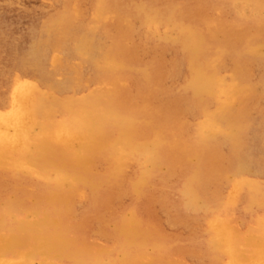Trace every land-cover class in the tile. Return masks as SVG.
Returning a JSON list of instances; mask_svg holds the SVG:
<instances>
[{
  "label": "rangeland",
  "instance_id": "374dc122",
  "mask_svg": "<svg viewBox=\"0 0 264 264\" xmlns=\"http://www.w3.org/2000/svg\"><path fill=\"white\" fill-rule=\"evenodd\" d=\"M120 2L122 44L136 46L139 60L128 61L117 83L110 77L103 83L98 79L102 72L78 50L77 40L87 31L102 46L111 45L115 30L110 24L119 16L111 3ZM62 11L67 13L64 24L59 23ZM68 25L71 32L76 27L74 35ZM187 34L188 44H183L181 36ZM229 38L233 43L226 46ZM193 49L205 61L216 59L218 75L239 90L231 109L216 121L218 133L207 142L214 167L178 150L180 140L199 144L205 118L227 97L216 91L214 98L205 92V98L193 99L196 89L185 85L190 64L184 59ZM148 71L160 76L163 101L184 98L188 110L179 117L183 139L168 136L159 118L145 119L143 107L130 109L128 104L104 117L114 101H124L121 87L128 100L143 103L139 96L147 93ZM24 86L45 97L35 112ZM246 88L251 91L240 94ZM83 98L90 103L87 109L59 104ZM159 102L151 99L148 110ZM242 104L246 110L233 118L241 135L233 137L230 113L237 118ZM129 125L136 126L132 133L142 134L137 145L124 137ZM92 134L107 154L84 167L77 156L92 152ZM242 142L243 155L232 160V146ZM263 142L264 0H0V262L234 264L238 255L235 264H264ZM39 225L49 235L46 244L39 241ZM133 225L135 239L122 234L121 229ZM220 234L228 239L218 244Z\"/></svg>",
  "mask_w": 264,
  "mask_h": 264
},
{
  "label": "bare ground",
  "instance_id": "6f19581e",
  "mask_svg": "<svg viewBox=\"0 0 264 264\" xmlns=\"http://www.w3.org/2000/svg\"><path fill=\"white\" fill-rule=\"evenodd\" d=\"M102 1H104V0H102ZM123 1V0H122ZM112 4V7H113V11H115V12H117L118 13V20H115V22H111V26H112V28L115 30V33L113 34V37H114V40H113V42H112V44L111 45H109V46H107L106 44H103V45H106L107 47H104V46H102L99 42H96V39H95V37H96V35L94 36L93 34L94 33H87V31H86V34H83V35H81L80 37H78V35H76L75 34V37L77 36L78 37V40H77V44H78V50L82 53V54H85V55H89V58H88V60L90 59V60H92L96 65H97V67L98 68H96V69H98L100 72H102V75H100L99 77H98V79L101 81V82H103V81H105L106 79H107V77H110V79H112V82H114V83H117V81H118V79H117V77H119L118 76V74H122L123 72V70H124V68L127 66V64H128V61L129 60H133V61H137V60H139V53H138V51H139V49H137V47L136 46H128V47H125L123 44H122V38H123V35H122V33L120 32L121 31V28L123 27V24H122V20H121V17H120V14H119V8H121L120 6H122L123 5V3L122 2H120V4H117V3H111ZM111 7V8H112ZM62 14L60 15V18H59V23L60 24H64L65 22H67L68 20H67V18H66V16H67V13H66V11H62L61 12ZM86 23V22H85ZM87 24V23H86ZM71 25V24H70ZM70 25H68V28H69V26ZM85 27V26H84ZM87 27V26H86ZM85 27V28H86ZM94 27V29H95V26H93ZM76 28V27H75ZM75 28H74V30H75ZM80 27H77V29H79ZM91 28V27H90ZM90 28H89V31H90ZM50 29V28H49ZM52 29V28H51ZM76 29V30H77ZM73 30V31H74ZM86 30V29H85ZM84 30V31H85ZM93 30V29H92ZM97 30V29H96ZM73 31L71 32L70 31V28H69V33L70 34H73ZM105 31V30H104ZM74 32H76V31H74ZM94 32H95V30H94ZM97 32V31H96ZM35 33H36V31H35ZM105 33V32H104ZM112 34V33H111ZM37 34H35V36H36ZM74 35V34H73ZM73 35H71V36H73ZM80 35V34H79ZM185 35V34H184ZM181 36V42L183 41V44H188V41H189V37H190V35L189 34H187L186 36ZM100 36V35H99ZM34 37V36H33ZM38 37H39V35H38ZM89 37H92V38H94V39H92V38H89ZM38 39V38H37ZM74 39V38H73ZM100 40V39H99ZM102 40V39H101ZM103 40H104V38H103ZM102 42V41H101ZM105 42V41H104ZM180 42V43H181ZM232 43H233V39H231V38H229V39H227L226 40V46H231L232 45ZM56 46V45H55ZM38 51H40V46L39 45H37V48H36ZM55 49V48H54ZM69 49V48H68ZM70 51V50H69ZM217 53V52H216ZM223 53V52H222ZM221 55V54H220ZM218 56H219V54H218ZM202 56L199 54V52H198V50H196V49H193L192 50V52H190L188 55H187V57H185L184 59L185 60H187V61H189V64H190V72H189V76H188V82L185 84V85H187V87H189V88H191L192 90L193 89H196V94H195V97L193 98V99H196L197 100V98L198 97H203V96H201V95H203V94H205V92H209L212 96H211V98L213 97L214 98V96H216L217 94L215 93L216 91L217 92H220V93H223L224 95H226L227 97H226V99L224 98V100H222V102L219 104V107H218V109L215 111V112H211V114H209L205 119V122H203L205 125H204V127H202L201 125V127L203 128V132H204V135L202 136V140H200L199 141V144H191L190 143V141H185V139H184V141L182 142L181 140L179 141V143H178V150H180V152H183V151H185L186 153L188 152H191V156H193V157H195L196 159H198L196 162L198 163V162H200L201 160L203 161V164L204 165H206V164H209V166H212V167H214V162H213V160H211L210 158H212V156H209V152H208V143L207 142H210L211 141V139H212V137L213 136H215L217 133H218V125H217V123H216V121L218 120V119H221V116L224 114L225 115V113H227L228 111H229V109H231L230 108V102L232 101V96H234V94H236V91H239L238 90V88H236V87H234V86H231V85H228L225 81H223V79L218 75V72H217V66H216V64H217V61H216V59H213V57H209L208 59H209V61H208V63H207V60L205 61V60H203L202 58H201ZM221 57V56H220ZM220 57H218V58H220ZM66 58V57H65ZM90 60H89V62H90ZM220 59H218V61H219ZM15 62V61H14ZM92 63V62H91ZM219 66L221 67L222 65H220V63H219ZM94 67V66H93ZM160 67H162V63L159 61V62H157V63H155L154 64V69L156 70H158ZM71 69H73V68H71ZM107 69H110L109 71H107ZM237 70H238V72L239 73H241V72H243L244 71V69H243V67H242V65L241 64H238V66H237ZM160 70H158L157 71V73L159 72ZM149 72V71H148ZM79 73H81V72H79ZM84 74V73H83ZM82 75V74H81ZM180 75H181V73H180ZM171 76V75H170ZM186 78V77H185ZM79 79V78H78ZM107 80H109V79H107ZM78 81V80H77ZM81 81H82V79H81ZM80 81V82H81ZM104 83V82H103ZM27 84V83H26ZM160 84H161V78H160V76L158 77V75H152V73L151 72H149V77H148V81H147V87H146V89H145V91L147 92V93H145V95H143L142 94V96H143V98L141 97V96H139L141 99H142V101H143V103L142 104H138L134 99L133 100H128L127 98H126V96H127V90L124 88V87H121L120 89H119V94H122V95H124V101H121V100H116V101H114V105H113V109H110L109 111H108V113H106L105 115H104V117H109L110 116V114H112L114 111H116V110H119V109H123V108H128V104H130V109L131 108H134V107H136L137 109L138 108H141V107H143V116H144V118L145 119H149V118H152V117H157V118H159L160 120H161V122L163 123V127H164V129L166 130V132L168 133L167 135L168 136H170L171 138H174V137H178L179 135H181V138L180 139H183L184 137L182 136V134H183V131H184V126H183V124L180 122V114L184 111V110H186V108H184L183 107V104H182V102L184 101V98H183V101H181V98H178V99H172V101H163L162 99H161V94L164 92V90L161 88V86H160ZM81 85V84H80ZM99 85V84H98ZM98 85H96V86H98ZM108 85H110V84H108ZM243 85H245V84H243ZM102 86H104V85H102ZM111 86V85H110ZM214 86V87H213ZM242 86V85H241ZM250 86V85H249ZM25 88H24V94L28 97V100L29 101H32V108H31V111L32 112H35L34 110L39 106V104H40V101H41V98H45L43 95H41V94H38L39 92H36V91H33V89L30 87V86H24ZM65 87V86H64ZM100 87V86H99ZM107 87V86H106ZM106 87H103V88H106ZM182 87V86H181ZM219 87V88H218ZM233 88H236V90L235 89H233ZM38 89V88H37ZM59 89H61V90H63L64 88L63 87H59ZM77 89V88H76ZM79 89V88H78ZM98 89V88H97ZM100 89V88H99ZM179 89V88H178ZM183 89V88H182ZM218 89V90H217ZM70 90V89H69ZM105 90H108V89H101V91H105ZM89 91V90H88ZM212 93H211V92ZM248 91V93L251 91V89L250 88H246L245 90H243V92H241L240 94H242L243 93V95L246 93ZM192 92V91H191ZM41 93V92H40ZM88 93V92H87ZM86 93V94H87ZM216 94V95H215ZM222 94V95H223ZM140 95V94H139ZM246 95V94H245ZM57 96V95H56ZM70 96V95H69ZM182 97L184 96V95H181ZM209 96V95H208ZM221 96V95H220ZM240 96V95H239ZM238 96V97H239ZM55 97V96H54ZM70 97H73V96H70ZM82 97V96H81ZM185 97V96H184ZM224 97V96H223ZM235 97V96H234ZM233 97V98H234ZM242 96H240V98H241ZM203 98H205V97H203ZM151 99H158L160 102H159V104H158V106H156L155 107V109L153 110V111H150V110H148V107L150 106V100ZM200 99V98H199ZM223 99V98H222ZM58 100V99H57ZM68 100V99H67ZM128 101V102H130V103H127L126 101ZM215 100V99H214ZM217 100V99H216ZM263 101V100H262ZM44 102V101H43ZM49 102V101H48ZM57 102V101H56ZM59 102V101H58ZM50 103V102H49ZM188 103H190V104H193L194 102H192V101H190V102H188ZM213 103V102H212ZM259 103V102H258ZM59 104L60 105H62V106H65L66 108H68L69 109V107H80V108H82V109H87V108H89L90 107V103L89 102H87V100H86V98H83V99H80V100H78V101H76V100H74V99H71V100H68V102H59ZM185 105V104H184ZM187 105V104H186ZM185 105V106H186ZM189 105V104H188ZM187 105V106H188ZM243 105V104H242ZM216 106V105H215ZM241 106V105H240ZM257 106V105H256ZM204 107H206V106H204ZM192 109L193 107H191V105H190V107H189V109ZM239 108V107H238ZM246 108H247V106H245V105H243V106H241V109H240V112L238 111V113L239 114H237L238 115V117L237 118H235V116H236V114H235V112L233 113V114H231L230 112V115H231V118L229 119L230 120V122H228V123H230L231 124V136H233V137H236V136H240L241 135V131H240V129L242 128L241 127V125L239 124V121H237V120H234V119H238L239 118V116L242 114L241 112H244L245 110H246ZM255 108V107H254ZM256 109V108H255ZM262 109V108H261ZM188 110V109H187ZM186 110V111H187ZM203 110V109H202ZM213 109H211V111H212ZM254 110V109H253ZM231 111V110H230ZM195 112V111H194ZM207 112V111H206ZM231 112H233V111H231ZM193 113V112H192ZM191 112H190V114H192ZM241 113V114H240ZM260 113V112H259ZM194 114V113H193ZM34 116V115H33ZM191 116V115H190ZM227 116H229V114L227 115ZM35 117V116H34ZM252 117V116H251ZM234 118V119H233ZM107 119V118H106ZM224 119V118H223ZM185 120V119H184ZM222 120V119H221ZM234 120V121H233ZM104 122H105V119L104 120H102V122L101 123H103L104 124ZM183 122V121H182ZM196 122V121H195ZM256 122V121H255ZM221 123V122H220ZM259 123H261V121L259 122ZM7 124H11V123H7ZM263 124V123H262ZM256 125V124H255ZM255 125H253V126H255ZM130 126V125H129ZM128 126V127H129ZM242 126H244V124L242 125ZM252 126V127H253ZM136 126H133V125H131L130 126V129H128L127 131H126V135L124 136L125 138H127L131 143H132V145H137V144H139L140 142H142L141 141V135L142 134H139V133H132L131 131H133V129L135 128ZM194 128V127H193ZM227 129V128H226ZM258 130V129H257ZM250 131V130H249ZM243 133V132H242ZM250 133V132H249ZM256 133V135H257V132H255ZM259 134V133H258ZM220 135V134H219ZM222 135V134H221ZM248 135V134H247ZM260 135V134H259ZM251 136V135H250ZM228 137V136H227ZM248 137V136H247ZM256 137V136H255ZM142 138H145V135L143 134V136H142ZM250 138V137H249ZM248 138V139H249ZM263 138V137H262ZM225 139V138H224ZM256 138H252V140L254 141ZM216 140H218V139H216ZM226 140V139H225ZM241 140H242V138H241ZM220 141V140H219ZM228 141V140H227ZM230 141V140H229ZM258 142V141H257ZM261 142V141H260ZM219 143H221V142H219ZM225 143V142H224ZM227 143V142H226ZM253 143V142H252ZM264 143V142H263ZM205 144H207V146L205 145ZM261 144V143H260ZM88 145H90L89 147L91 148V150L90 151H92L90 154H80L79 156H77V163L78 164H80V165H82V166H84V167H90L91 165H94V163H96L95 162V160L97 159V158H106V146L105 145H101L100 143H99V138L96 136V135H93L92 134V137H91V139H90V141L88 142ZM212 145H213V143H212ZM221 145H224L225 146V144H222L221 143ZM233 145V144H232ZM251 145V144H250ZM257 145V144H256ZM215 146V145H214ZM216 146H218V145H216ZM92 147H94L95 148V150L92 148ZM245 147H246V145H245V142H242V143H237V144H234L233 146H232V151H233V157H232V160H236L238 157H241L242 155H243V153H244V150H245ZM250 147V146H249ZM248 147V148H249ZM253 145H252V149H253ZM257 147V149H258V147L259 146H256ZM221 148V147H220ZM231 148V147H230ZM248 148H247V150H248ZM254 150V149H253ZM260 150V149H259ZM252 151V150H251ZM251 151H248V153L249 152H251ZM252 153V152H251ZM259 153V152H258ZM253 154V153H252ZM210 155H211V153H210ZM245 155H246V152H245ZM263 155V154H262ZM255 156V155H254ZM258 157H259V155H258ZM261 157V156H260ZM246 158H248L247 156H246ZM252 159H254V157L252 158ZM257 159H261V158H256V160ZM249 160V159H248ZM259 161V160H258ZM262 162H263V160H261ZM182 162V161H181ZM255 163H256V161H254ZM238 163H240V162H238ZM254 163V164H255ZM199 164V163H198ZM247 164V163H246ZM257 164V163H256ZM186 165V164H185ZM253 165V164H252ZM258 165H260V164H258ZM212 167H210V168H212ZM256 167V166H255ZM112 168V165L111 164H109V169H108V171L107 172H109L110 170H112L111 169ZM117 168V166L116 165H114V168H113V170L114 169H116ZM245 168V167H244ZM248 168H249V166H248ZM252 168V167H251ZM263 168V167H262ZM102 169V168H101ZM232 169V168H231ZM261 169V168H260ZM259 169V170H260ZM243 170V169H242ZM241 170V171H242ZM261 171H262V169H261ZM261 171H260V173H261ZM237 172V171H236ZM217 173V172H216ZM242 173V172H241ZM240 173V174H241ZM93 174H95V172H93ZM234 174V173H233ZM262 174V173H261ZM96 175V177H98L99 176V174L97 175V174H95ZM222 175V174H221ZM246 176V175H245ZM260 176V175H259ZM252 178H257V177H252ZM259 178V177H258ZM208 179V178H207ZM224 179V178H223ZM231 179V178H230ZM233 179V178H232ZM206 180V179H205ZM260 180V179H259ZM218 181H221V180H218ZM223 181V180H222ZM221 181V182H222ZM261 181V180H260ZM259 181V182H260ZM223 183V182H222ZM221 183V184H222ZM227 183V182H226ZM230 183V182H229ZM212 184V183H211ZM218 184V183H217ZM221 184H218V185H221ZM232 184V183H231ZM110 185H112V183H110ZM214 185V184H213ZM262 185V184H261ZM217 186V185H216ZM222 186V185H221ZM226 187V186H225ZM228 187V186H227ZM244 187V186H243ZM247 187V186H246ZM246 187H244V188H246ZM221 188H223V187H221ZM231 189V188H230ZM229 189V190H230ZM263 190V189H262ZM213 191V190H212ZM44 192L45 191H43V194L41 195V197L42 198H44L45 197V195H44ZM217 192V191H216ZM248 194H249V192H247ZM262 193V192H261ZM225 194H227V193H225ZM225 194H224V196H225ZM240 194H242V192L240 193ZM246 194V193H245ZM244 194V195H245ZM264 195V194H263ZM240 196V195H239ZM243 196V195H242ZM241 196V197H242ZM247 195H245V197H246ZM259 197V196H258ZM217 198V195H216V197L214 198V199H216ZM226 198L227 197H225V199L224 200H226ZM239 198V197H238ZM243 198V197H242ZM249 199V198H248ZM241 200H243V199H241ZM244 200H245V198H244ZM49 201V200H48ZM48 201H46V202H48ZM224 202V201H223ZM247 202H248V200H247ZM239 203V202H238ZM241 203H242V201H241ZM220 204V203H219ZM222 205V204H221ZM230 205H232L231 204V202H230ZM229 205V206H230ZM244 205V204H243ZM219 206V205H218ZM244 206H246L247 207V205H244ZM233 207V206H232ZM256 207V206H255ZM134 208V207H133ZM208 208H210V205H209V207ZM211 208H213V207H211ZM226 208H229V207H227L226 206ZM259 208H261V207H259ZM217 211V210H216ZM228 211V210H227ZM230 211V210H229ZM209 212V211H208ZM214 212V211H213ZM222 212H223V209H222ZM225 212V211H224ZM231 212V211H230ZM205 213V212H204ZM228 213V212H227ZM248 213V212H247ZM263 213V212H262ZM224 214H226V213H224ZM241 214V213H240ZM212 215V214H211ZM221 216V215H220ZM255 217V216H254ZM215 218H216V216H215ZM214 218V219H215ZM226 218V217H225ZM233 219V218H232ZM138 220H140V219H138ZM137 220V221H138ZM226 220H230V219H228V218H226ZM255 220V219H254ZM208 221V220H207ZM240 221V220H239ZM56 222V221H55ZM136 222V221H135ZM139 222V221H138ZM242 222V221H241ZM229 223H230V221H229ZM257 223V222H256ZM261 223H263V221H261ZM54 224V223H53ZM134 224V223H133ZM140 224V223H139ZM234 224V223H233ZM251 224V223H250ZM135 225H136V223H135ZM231 225V224H230ZM241 225V224H240ZM248 225V224H247ZM40 226L41 225H39L38 226V237H40V242H42L43 244H46V243H48V241H49V235L48 236H46L43 232H42V227L40 228ZM125 226V225H124ZM208 226V225H207ZM233 226V225H232ZM239 226V225H238ZM242 226V225H241ZM253 226V225H252ZM261 226V225H260ZM264 226V225H263ZM210 227V226H209ZM233 227H235V226H233ZM232 227V228H233ZM240 227V226H239ZM262 228H264V227H262ZM262 228H259V230L260 229H262ZM165 229V228H164ZM212 229V228H211ZM247 229V228H246ZM245 229V230H246ZM122 230V234L123 235H126V236H132L134 239L138 236V230H136L135 228H134V225H133V227H131V226H126V227H124L123 229H121ZM206 230V229H205ZM252 230V229H251ZM250 230V231H251ZM148 231V230H147ZM209 231V230H208ZM214 232V231H213ZM235 232V231H234ZM254 232V231H253ZM236 233V232H235ZM238 233H241V232H238ZM237 233V234H238ZM257 233V232H256ZM258 234V233H257ZM24 236H25V234H23ZM141 235V234H140ZM243 235H244V233H243ZM1 236V235H0ZM220 236H222V237H220L219 238V240H218V244L219 243H223L224 241H225V238H227V234H225V235H222V234H220ZM236 236V235H235ZM240 236V235H239ZM32 239L34 238V236H30ZM254 237V236H253ZM235 238H237V237H235ZM239 238V237H238ZM242 238V237H241ZM14 239V238H13ZM18 239V238H17ZM27 239V238H26ZM228 239V238H227ZM14 240H16V239H14ZM35 241H37V239L35 238L34 239ZM143 240H145V239H143ZM239 241V240H238ZM19 242H20V240H19ZM18 242V243H19ZM143 242H145V241H143ZM241 242H243V241H241ZM249 243V242H248ZM248 243L246 242V245L248 246ZM20 244V243H19ZM144 244V243H143ZM242 244V243H241ZM18 246V245H17ZM246 246V247H247ZM251 246H252V244H251ZM12 247L13 248H15V246L14 245H12ZM221 247V246H220ZM243 247H244V245H243ZM256 247H257V244H256ZM127 248V247H126ZM223 248V247H222ZM249 248V246L246 248V249H248ZM259 248V247H258ZM156 250H158L157 248H155ZM154 249V250H155ZM240 248L238 247V252L240 251L239 250ZM245 249V250H246ZM261 249V248H260ZM97 250H99V249H97ZM245 250H244V252H245ZM250 250H252V248L250 249ZM118 251V250H117ZM116 251V252H117ZM121 251V250H120ZM242 251V250H241ZM264 250H262L261 252H263ZM105 252V251H104ZM107 252V251H106ZM159 253V252H158ZM243 253V252H242ZM249 253V252H248ZM247 253V254H248ZM237 254H239V253H237ZM236 254V255H237ZM161 255H162V253H161ZM226 255H227V252H226ZM240 255V254H239ZM253 255V254H252ZM262 255V254H261ZM147 256V255H146ZM228 256V255H227ZM238 256V255H237ZM236 256V258H239V257H237ZM138 257V256H137ZM140 257V256H139ZM160 257V256H159ZM159 257H157V258H159ZM247 257H248V255H247ZM258 257V256H257ZM261 257H263V256H261ZM141 258V257H140ZM152 258V257H151ZM154 258H155V256H154ZM215 258V257H214ZM222 258V257H221ZM236 258H235V260H236ZM259 258H260V256H259ZM264 258V257H263ZM122 259V258H121ZM145 259V258H144ZM160 259V258H159ZM174 259H176V258H174ZM241 259V258H240ZM240 259H239V262H240ZM256 259H258V258H256ZM261 259V258H260ZM21 259H19V260H17L15 263H13V264H26V262H25V260H21ZM137 260V259H136ZM141 260V259H140ZM146 260H148V259H146ZM153 260V259H152ZM234 260V264H235V262H237V261H235ZM238 260V259H237ZM242 260V259H241ZM254 260V259H253ZM88 261H91V260H88ZM135 261V260H134ZM168 261H170V260H168ZM221 261V260H220ZM244 261V260H243ZM259 261V260H258ZM257 261V262H258ZM147 262V261H146ZM146 262H144V263H146ZM178 262H179V260H178ZM182 262V261H181ZM223 262V261H222ZM225 262V261H224ZM252 262H254V261H252ZM7 264L6 262H0V264ZM182 263H184V262H182ZM240 263H243V262H240ZM78 264H85V262H79ZM147 264H150V263H148L147 262ZM190 264V263H189ZM243 264H246L245 262L243 263ZM247 264H249L248 262H247ZM253 264V263H252ZM261 264V263H260Z\"/></svg>",
  "mask_w": 264,
  "mask_h": 264
}]
</instances>
